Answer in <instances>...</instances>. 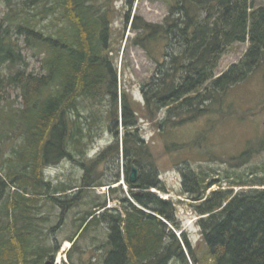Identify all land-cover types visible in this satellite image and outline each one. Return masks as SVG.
Masks as SVG:
<instances>
[{"label": "trees", "instance_id": "trees-1", "mask_svg": "<svg viewBox=\"0 0 264 264\" xmlns=\"http://www.w3.org/2000/svg\"><path fill=\"white\" fill-rule=\"evenodd\" d=\"M109 3L0 0L5 8L0 18V152L10 140L15 142L0 165V264L52 260L60 244L38 228L36 221L47 220L39 216V204L50 201L67 219L79 206L82 188L107 185L108 193L119 192L110 186L119 182L120 152L130 199L117 196L119 208L105 209L100 216L92 209L105 208V203L97 204L76 224L78 230L88 220L86 227L99 220L108 226L103 264H264V182L241 180L235 184L251 188L207 193L217 182L184 169L181 195L192 201L200 231V243L193 246L185 232L180 237L174 232L181 230L175 203L151 192L167 188L138 132L143 122L164 131L220 113L228 90L264 63V6L252 0H172L159 24L126 13L124 25L135 34L131 45L155 65L141 85V103L124 90L118 92ZM245 42L243 57L218 75L222 56ZM158 43L163 50L155 55L152 47ZM27 53L39 62L38 71L28 69ZM9 90L17 92L18 106L5 101ZM85 100L90 106L107 101V118L95 111L82 114ZM104 119L114 140L97 160L85 164L79 159L104 130ZM119 127L124 130L120 137ZM108 155L114 156L116 172L108 182H95L89 175L92 166ZM64 159L85 171L82 188L67 200L61 197L74 189L70 182L51 187L45 177L48 166ZM132 167L138 173L133 184L128 180ZM45 237L49 245L44 248ZM68 260L75 264L70 253Z\"/></svg>", "mask_w": 264, "mask_h": 264}, {"label": "rangeland", "instance_id": "rangeland-1", "mask_svg": "<svg viewBox=\"0 0 264 264\" xmlns=\"http://www.w3.org/2000/svg\"><path fill=\"white\" fill-rule=\"evenodd\" d=\"M171 1L110 0L108 5L111 10L109 44L112 51L117 54L114 56H117L115 61L117 63L118 92L124 90L135 102L142 103L141 85L152 76L155 65L143 50L131 45L130 40L135 34L131 31L130 25L125 27L124 16L129 13L131 19L133 16H140L147 22L159 24L167 15L168 5ZM252 1L256 6H264V0ZM4 11L5 8L0 5V18ZM247 48L248 42L232 45L219 62L218 75L225 72L232 64L237 63L246 53ZM152 49L155 55H160L159 52L163 50L160 43L154 45ZM26 59L28 69L33 72L38 71L39 62L32 57L31 53H27ZM7 99L16 106L20 103V98L17 97L15 90L5 93V101ZM80 104L82 114L87 115L91 111H95L98 114L102 113L101 116L105 119L111 109L107 101L95 106H90L87 100ZM222 107L220 113L206 115L178 128L161 131L146 122L140 123L138 126L139 135L151 153L150 162L157 169L159 180L167 188V192L156 190L155 194L159 198H167L175 203L176 217L181 230H174V232L177 237H180V231L185 232L193 246L200 243V231L197 226L198 216L190 207L192 201L181 195V172L184 169H192L198 173L206 174L207 181L217 182L207 193L217 189L237 192L251 188V186L239 187L235 184L241 180L248 185L252 184L251 182H264V63L246 80L228 90ZM105 119L104 130L87 148L86 156L79 159L85 164L97 160L101 152L114 140L112 133L108 130L109 123ZM123 134V128L119 127V137ZM14 144L15 142L10 140L4 145L0 152V165L3 160L11 156ZM168 146H177L178 149H170V151ZM120 156L121 152L119 153V182L110 186L120 188L119 192L113 195L108 193L107 185L81 187L83 190L76 198V200L78 198L80 200L79 206L69 211V218L66 220L58 215L59 211L49 201L45 200L39 204L38 212L42 213L39 216L47 217V220L40 224L39 220L36 221L38 228L43 230L44 236L50 234L56 238V242H60L58 252L53 260L54 264H71L68 260L69 253L75 264H103V245H106L108 233L107 227L105 228L100 220L89 225L76 241L78 244L73 250L71 249L72 243L67 238L77 232L76 224L79 225L80 217L89 212L91 207L104 202L106 209L114 210L119 208L117 196L130 199L129 186L125 183V173ZM113 157V155H108L107 159L92 166L89 175L91 178H96L95 182L100 180L108 182L112 179L116 172V168L113 166ZM110 158L112 159L109 160ZM84 175L83 167L69 159L60 160L45 170L46 180L52 181L51 187H55L61 182H70L73 188L77 187V190L64 194L65 196L61 197L63 200L72 199L79 192L81 189L79 182ZM10 191L12 192L13 189ZM98 208L100 209V207ZM98 208L94 210L97 212ZM62 219L63 221L60 222ZM52 227H56V229L49 230ZM47 244H49V238L45 237L43 246ZM205 264L213 263L208 261Z\"/></svg>", "mask_w": 264, "mask_h": 264}, {"label": "bare ground", "instance_id": "bare-ground-1", "mask_svg": "<svg viewBox=\"0 0 264 264\" xmlns=\"http://www.w3.org/2000/svg\"><path fill=\"white\" fill-rule=\"evenodd\" d=\"M126 183V182H125ZM121 184H123V182H121ZM127 184V183H126ZM131 184H133V183H131ZM129 188V187H128ZM77 190V188H74L72 191H69V192H73L74 190ZM152 190V189H151ZM56 196H60L59 194L58 195H56ZM46 201H48V200H46ZM49 203H51L50 201H49ZM58 211H59V209L58 208H56ZM106 207L105 208H98V211L96 212L94 209H92L93 210V212L95 211L96 212V215H98V216H100V214H102L103 212H105L106 210ZM72 210V209H71ZM70 210V211H71ZM99 211H101V212H99ZM60 212V211H59ZM99 212V213H98ZM87 213V212H86ZM86 213H84L80 218H82ZM58 215H59V213H58ZM46 219H47V217H45ZM64 220H66L65 218H64ZM89 222V220L88 221H86V223H84L83 225H82V227L79 229V230H77V232L72 236V238H73V240H74V242L76 243V241L79 239V237L81 236V234L84 232V231H86L87 230V228L89 227V226H87L86 227V224ZM57 227V226H56ZM56 227L54 228V227H52L51 229H56ZM107 233L108 234H110V230H109V228H108V226H107ZM55 241H57L56 240V238H53ZM44 245V244H43ZM47 245H49V244H47ZM47 245H45V246H43L44 248L47 246ZM70 247V246H69ZM93 247H95V246H93ZM67 254V253H66ZM58 259V258H57ZM48 260H50L51 261V259H49V258H45L44 259V261H43V264H45V262L46 261H48ZM57 263H58V260H57Z\"/></svg>", "mask_w": 264, "mask_h": 264}, {"label": "water", "instance_id": "water-1", "mask_svg": "<svg viewBox=\"0 0 264 264\" xmlns=\"http://www.w3.org/2000/svg\"><path fill=\"white\" fill-rule=\"evenodd\" d=\"M137 174H138L137 169L135 167H132V171H131V173L129 175V179H128L130 183H135V181L137 179ZM45 264H53V262L48 260L45 262Z\"/></svg>", "mask_w": 264, "mask_h": 264}, {"label": "flooded vegetation", "instance_id": "flooded-vegetation-1", "mask_svg": "<svg viewBox=\"0 0 264 264\" xmlns=\"http://www.w3.org/2000/svg\"><path fill=\"white\" fill-rule=\"evenodd\" d=\"M49 230H50V229H49ZM49 230H48V231H49ZM67 240H68L69 242H71V243H72V246H75V245H77V244H78V243H75V242H74V240H73V238H72V237H68V238H67ZM55 242H56V241H55ZM56 243H57V244H60V242H56ZM57 252H58V251H57ZM57 252H56V253H57ZM54 257H55V256H54ZM54 257H53V259H52L51 261H53V260H54ZM53 262H54V261H53Z\"/></svg>", "mask_w": 264, "mask_h": 264}]
</instances>
